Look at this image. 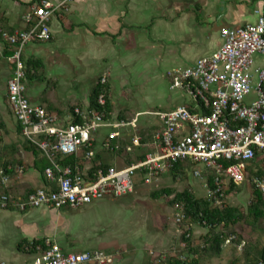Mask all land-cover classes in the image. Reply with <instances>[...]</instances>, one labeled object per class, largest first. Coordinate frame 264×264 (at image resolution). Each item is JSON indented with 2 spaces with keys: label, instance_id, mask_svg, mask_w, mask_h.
I'll return each instance as SVG.
<instances>
[{
  "label": "built area",
  "instance_id": "2783aa9c",
  "mask_svg": "<svg viewBox=\"0 0 264 264\" xmlns=\"http://www.w3.org/2000/svg\"><path fill=\"white\" fill-rule=\"evenodd\" d=\"M73 2L61 0L55 4L51 0H38L23 15L25 28L14 32L0 30V40L8 42L12 51L8 105L21 126L22 136L50 162L44 171L48 185L26 196L4 195L0 198V209L81 208L104 197L133 193L139 177L151 183L170 172L179 161L202 163L204 171L215 173V187H210L204 171L193 172L204 179L206 196L215 205L223 203L231 183L242 185L248 181L249 168L258 173L252 177V183L264 193V175L259 174L260 168L264 169V11L255 10L256 22L222 27V44L213 54L168 73L170 88L183 89L192 102L157 112L162 126L153 136V151L124 168L99 165L87 174L78 164L63 165L61 159L81 151L84 160H92L93 134L97 129L129 123H113L105 119L104 113L93 112L89 116V110L81 107L73 109L68 121H59L54 110L30 100L23 60L28 44L52 39L53 16L69 12ZM106 81L102 78L103 83ZM98 101L101 105L106 103L104 94L99 95ZM76 116L84 121L76 123ZM119 134L114 131L110 137ZM141 139L134 136L132 142L140 144ZM0 174L2 182L8 184L10 177L2 169ZM176 207L175 219L182 222L184 205ZM33 264H111V256L104 250L65 252L57 242L47 240V248Z\"/></svg>",
  "mask_w": 264,
  "mask_h": 264
},
{
  "label": "crops",
  "instance_id": "0c3cea01",
  "mask_svg": "<svg viewBox=\"0 0 264 264\" xmlns=\"http://www.w3.org/2000/svg\"><path fill=\"white\" fill-rule=\"evenodd\" d=\"M36 1L38 0H0V27L4 20V26L8 29L16 31L25 28L23 15ZM60 1L51 0L55 4ZM256 9L264 11V0H74L69 12L53 16L51 21L52 39L48 42L28 44L23 52V60L24 63L33 60L39 66L37 72L32 68L31 73H35V76L31 80L37 78V74L41 70L46 71L48 79L51 80L54 76V67L62 66L63 68L65 66V70L69 73L75 72L74 80L76 82L69 85L65 80L63 85H59L62 87L63 95H65V91L67 92L61 101L50 96L49 90L42 83H35L30 88L29 83L27 94L33 103L54 110L59 116V121L66 122L70 119L75 107L88 110L93 86L100 77L106 78L111 85L114 106L109 121L113 123L124 121L129 124L122 127L106 125L97 129L93 134L94 157L92 160H84L83 153L80 151L77 153L80 157L78 165L87 174H91L93 169L99 165L117 169L124 168L155 149L153 136L161 129L162 121L156 114L157 111H152L156 114L154 118L141 124L138 116L149 111L138 112L131 119L123 112L119 99L125 95V90L129 82L132 81V77L127 78V75H123L112 63L111 60H115L113 52L116 45L128 39V33L132 28H150L149 35L144 39L141 38L144 52L131 60H144L147 71L155 72L154 76L157 77V71L151 69L153 64L164 62L170 63L172 66L194 65L199 58L213 54L220 47L222 44L220 29L222 27H237L256 22L258 18L255 13ZM11 53L8 42L1 39L0 124H5L9 130L16 131L19 136H22L19 134V122L6 99L7 82L12 73ZM86 60H91L94 65L100 63L103 67L97 70L100 74L95 78L90 76L94 68L88 67L86 69V72L89 71L87 78L90 80L88 82L80 79L82 73L79 77L76 67L80 65L81 72H83ZM43 66H48V68L44 69ZM114 79L117 80L116 83L113 82ZM171 90L177 92L173 98L170 97L174 104L182 102V97L188 95L183 89ZM191 102L192 98L188 99L187 103L177 106ZM114 131H119L120 134L117 137L124 140L126 146L128 145L122 154L117 153L108 145V138ZM134 136H141L140 144L132 142ZM122 143L124 142L122 141ZM6 146L5 150L9 152L12 150L14 160L23 161L22 165H17L15 169H12L8 183L15 188V193L18 196H23L29 190L48 185L45 173L43 174L39 169L40 163L44 162L41 153L35 155L26 150L25 142L19 145L12 143L11 147ZM27 155H29V159H25ZM167 173L169 172L151 183H145L139 177L133 193L158 182ZM0 211L21 214L20 217H13L0 212V219H8L16 228V232L20 233L21 238L18 242L22 240L32 242L37 239L52 240L57 242L65 252H72L66 249L70 244L68 229L67 231L62 229L65 219L60 217L61 219L57 222L58 227L54 221L62 210L38 207L30 208L25 212L8 209H0ZM49 213L50 217L47 218ZM58 235H64L65 238L57 239ZM40 253L33 254L30 264L39 258ZM114 259V255H112L111 264L114 263ZM23 260L24 258H21L18 262L23 263Z\"/></svg>",
  "mask_w": 264,
  "mask_h": 264
},
{
  "label": "rangeland",
  "instance_id": "374dc122",
  "mask_svg": "<svg viewBox=\"0 0 264 264\" xmlns=\"http://www.w3.org/2000/svg\"><path fill=\"white\" fill-rule=\"evenodd\" d=\"M149 29L132 28L128 33V39L116 45L113 52L115 60H111L115 68L123 75H127L129 79L132 77V81L129 82L125 90V95L119 99L123 112L131 119L138 112L149 111L138 116L140 124L150 121L158 111L173 109L178 104L187 103V100L191 98L186 92L188 95L182 97V102L179 101L175 104L171 102V98L177 92L170 89L168 73L174 68H185L186 65L172 66L170 63L164 62L157 65L153 64L151 69L157 71L158 75L155 77V72L149 73L147 71L144 60H131L144 52L142 39L149 35ZM125 58L127 60H124ZM84 64L83 72H81L80 65L76 67L78 76L80 77L82 73L80 79L86 82L90 80L87 78L89 71L86 72L88 67L94 68L92 75H90L94 78L100 74L97 70L103 68L100 63L94 65L91 60H86ZM43 67L44 69L48 68V66ZM61 68L62 66L54 67V76L51 80L48 79L46 71H39L37 78L28 81V84L30 83L29 88L35 83H42L49 90L50 96L60 101L63 100L62 98L67 95V92L65 91V95H63L62 87L59 85H63L65 80L69 85L76 81L74 80L75 72L71 74L65 70V66L62 70ZM113 82L116 83L117 80L114 79ZM152 111L157 112L155 114ZM12 131L8 127L0 128V150H4L6 145L11 147L12 143L24 144V137L19 136L16 131ZM29 155L25 159H29ZM195 170L204 171L205 165L202 163L193 165L192 169L182 179L175 180L169 172L158 182L145 186L144 189H139L135 193L118 197H104L77 209H62L55 220L54 217L52 218L57 227L58 220L65 219L62 229L64 231L68 229L70 245L66 248L67 251L104 250L110 256L114 255L113 264H150L149 262L155 264L160 257L183 250L184 243L181 242V235L187 226L183 227L180 222L176 221L177 205L172 204L171 200L176 192L182 191L187 186H190L197 196H206L204 179L194 176ZM163 188H171L173 193L170 196L156 197L154 193ZM251 192V185L245 183L241 186L240 192L229 194L227 201L231 205L246 211L251 199ZM0 212L13 217L21 216L18 212ZM48 217H50V213ZM236 229L243 235L245 244L239 246L233 242L226 243L222 256L208 260L205 264H231L235 259L239 260L238 264H250L244 254V246L248 241L262 247L264 245V232L243 223L238 224ZM207 232V228L194 225V241L199 243L200 237ZM63 236L58 235L57 239L65 238ZM20 238V233L16 232V228L8 219H0V262L2 264L32 263L34 253H23L17 248ZM21 258H24L23 263L18 262Z\"/></svg>",
  "mask_w": 264,
  "mask_h": 264
},
{
  "label": "trees",
  "instance_id": "16d2710c",
  "mask_svg": "<svg viewBox=\"0 0 264 264\" xmlns=\"http://www.w3.org/2000/svg\"><path fill=\"white\" fill-rule=\"evenodd\" d=\"M2 31L14 32V29H8L3 25L0 27ZM26 75L28 80L34 78L35 73H31L32 68L37 72L38 64L35 61L29 60L25 63ZM100 94H104L106 103L101 105L98 101ZM7 99V96H6ZM113 100H112V89L111 85L106 81L102 82L100 77L97 83L93 86L91 92V103L89 110V116L93 112L104 113L105 119H110L113 112ZM76 123H82L84 119L81 116H76ZM5 124H0V128H5ZM19 134L21 133V126L19 124ZM108 145L113 148L117 153L122 154L126 151V143L119 137H109ZM25 140V148L28 151L33 152L35 155L41 153L39 148L34 144ZM122 141L124 143H122ZM0 150V170H3V174L11 176L12 169L16 168L17 165H22V160H14V154L12 150ZM14 152V151H13ZM42 154V153H41ZM44 162L40 163L39 169L44 174L45 168L50 164L49 160L42 154ZM63 165L75 166L80 162L78 154H72L64 157L60 161ZM17 163V164H15ZM108 168V166H104ZM193 167L190 161H179L176 162L170 169V173L173 175L175 180L182 179L187 172ZM259 174L264 175V169L260 168ZM204 174L208 177L210 187H215V173L212 171H204ZM252 168H249V175L247 184L251 185V199L248 203L247 210L231 205L227 198L229 194L233 192H240L241 186L235 183L230 184V188L225 191V196L222 198L223 203L221 205L213 204L209 197L197 196L190 186H187L182 191L176 192L172 204H183V212L185 218L180 222L181 226H187L184 228L181 235V242L184 243V249L178 251L175 254H166L165 257H160L155 264H205L206 261L222 256L227 240L234 236L231 242L238 245L242 244L245 240L243 235L237 231L236 227L238 224H246L251 226L253 229L262 230L264 232V193L255 187L252 183V177L257 175ZM2 182V175L0 174V198L4 195L17 197L15 188L12 185H7ZM34 190L27 191L23 196H26ZM173 193L171 188H163L162 190L154 193L156 197H162L164 195L170 196ZM8 210H16L14 208ZM25 212V210H22ZM200 225L208 229V232L200 237V242L196 243L193 239V226ZM245 244V242H244ZM17 248L19 251L27 253L42 252L47 248L46 239H37L34 241L22 240L18 242ZM244 254L247 257L250 264H258L260 261H264V245L262 247L251 244L247 241L244 246ZM238 259H235L231 264H238ZM151 264V262H149ZM0 264H2L0 262Z\"/></svg>",
  "mask_w": 264,
  "mask_h": 264
}]
</instances>
